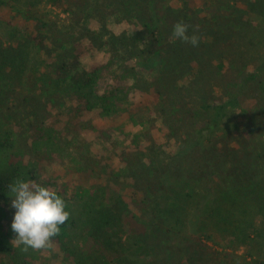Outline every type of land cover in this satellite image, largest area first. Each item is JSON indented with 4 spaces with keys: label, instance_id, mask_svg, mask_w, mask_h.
<instances>
[{
    "label": "trees",
    "instance_id": "1",
    "mask_svg": "<svg viewBox=\"0 0 264 264\" xmlns=\"http://www.w3.org/2000/svg\"><path fill=\"white\" fill-rule=\"evenodd\" d=\"M161 1H93L60 26L40 17L19 18L0 0V20L15 27L25 50H0V264H50L42 251L57 256L56 264L82 259L87 264H204L199 248L191 250L182 239L183 211L209 179L214 195H226L228 213L253 205L246 228L253 233L247 231L243 241L264 240V0H202L200 10L208 17L199 21L190 9L166 10L163 40L152 31L148 9L149 3L159 9ZM178 22L198 38L197 46L174 38ZM30 43L38 48L35 61ZM155 54L162 66L149 80L133 61ZM66 106L86 118L126 116L133 128L107 127L102 137L115 141L120 129L135 150L144 139L150 145L126 162L133 186L130 208L120 221L94 198L85 202L81 226L69 214L50 247L25 249L4 223L10 186L24 180L49 187L39 182L38 173L44 162L61 160L59 136L47 122L53 110ZM136 107L144 108L145 116L137 115ZM56 181L61 191L55 192L64 194L66 183ZM73 189L83 198L92 193L90 187ZM145 252L150 259L135 256Z\"/></svg>",
    "mask_w": 264,
    "mask_h": 264
},
{
    "label": "rangeland",
    "instance_id": "2",
    "mask_svg": "<svg viewBox=\"0 0 264 264\" xmlns=\"http://www.w3.org/2000/svg\"><path fill=\"white\" fill-rule=\"evenodd\" d=\"M6 1L11 7V11L19 14V18L40 17L55 20L60 26L71 23L72 17L74 18L72 12H77L81 5L85 4L81 9H86L87 3L95 1L97 4L101 2V0ZM81 1L83 3L80 4ZM158 6L159 9H156L154 3H149L148 9L153 20L152 31L160 40L164 39L167 29V22L164 19L166 10L190 9V13L195 14L196 21L208 17L206 12L200 10L202 0H162ZM198 27L199 25L193 28L198 29ZM15 31L14 26L7 25L0 20V50L11 46L25 51L23 46H20L24 39L20 37L19 40H16L17 32ZM28 51L30 57L35 61L38 56V48L30 43ZM133 62L137 70L149 80L157 77L162 66V59L159 54L147 57V59L135 58ZM3 68L9 70L7 66ZM142 106H145V103L142 102L139 107ZM139 107H136L137 109L134 111L139 116H145V109ZM71 109L67 106L56 108L47 122L49 126L56 129V136H59L60 146H58L57 152L61 161H55V158H52L54 160L51 159L48 163L44 162L43 170L38 173V180L42 183H48V188L53 191H61L56 180L66 183L67 189L63 192L64 194L59 195L65 201L66 210L74 216L79 226L83 222L85 223L82 216L85 202H93L94 198L95 200L101 198L106 204V209L111 218L120 221L130 208L129 191L133 186L132 175L134 173L125 174L126 162L129 157L132 158L143 152L145 154V145L149 146L150 143L144 139L140 143V150H135L131 146L130 140L125 137L120 129L115 130L113 136L115 141H109V138L102 137L100 131L107 127H121L123 130L133 128L134 126L131 125V121L126 116L116 119L109 118L110 120H108L103 115L92 114V117L86 118L85 113L77 114L70 111ZM7 127L10 128L9 124L2 129L5 130ZM135 128L139 129V127ZM152 136L156 142H159V135L156 130H153ZM204 182L200 183V190L194 192V200L189 201L183 211L185 230L182 239L186 240L189 248L191 250L195 246L199 248L196 249V252L204 259V264H252L254 259H264V240L250 238L243 241L247 231L253 233L252 227L246 229L248 225L252 224L255 213L252 212L253 205L250 203L240 205L241 209L237 215L228 213V204L225 205L227 199H224L226 195L218 197L214 195L212 179ZM81 186L90 187L92 189L91 195L83 198L81 194H75L73 188L79 192ZM207 204L205 210L204 207ZM93 208L97 209L98 207L93 206ZM7 211L4 223L11 226L14 209L10 206ZM105 218L106 216L103 214V219L105 220ZM254 222H259V218L257 220L255 218ZM196 236H202L200 241L196 239ZM206 236L210 238L207 239ZM180 240L179 237L175 238L174 241L179 242ZM202 244L207 245V248L209 247L208 252H205L206 248ZM40 255L48 258L50 264L57 263V256L51 255L48 251H42ZM135 256L143 260L151 258V254L146 252ZM81 264H87L86 259H82Z\"/></svg>",
    "mask_w": 264,
    "mask_h": 264
},
{
    "label": "clouds",
    "instance_id": "3",
    "mask_svg": "<svg viewBox=\"0 0 264 264\" xmlns=\"http://www.w3.org/2000/svg\"><path fill=\"white\" fill-rule=\"evenodd\" d=\"M174 38L198 45L195 35H188V26L178 22L173 28ZM13 194L11 208L14 215L11 230L16 241L25 249L35 250L50 247L54 237L59 235L60 226L69 218L64 199L55 191L32 182L18 180L10 186Z\"/></svg>",
    "mask_w": 264,
    "mask_h": 264
}]
</instances>
